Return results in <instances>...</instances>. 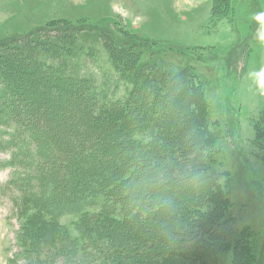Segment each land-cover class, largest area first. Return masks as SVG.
Instances as JSON below:
<instances>
[{"label":"trees","instance_id":"16d2710c","mask_svg":"<svg viewBox=\"0 0 264 264\" xmlns=\"http://www.w3.org/2000/svg\"><path fill=\"white\" fill-rule=\"evenodd\" d=\"M120 33L123 39L114 37L126 44L103 42L112 68L91 90V101L82 97L89 102V119L79 125L82 137L78 133L81 140L72 147L58 140L60 132L42 135L35 122L22 119L25 103L15 97L27 90L16 82L25 78L13 63L26 66L35 59L36 69L53 77L52 85L91 86L92 77L73 61L79 54L93 55L80 44L88 35L75 26H57L0 47V84L5 86L0 101L6 100L0 102V125L8 129L6 149L11 148L2 165L11 168L9 179L0 189L17 195L13 201L21 216L33 212L20 230L29 264H209L210 255L232 242L227 198L211 205L214 216L193 218V205L198 209L204 197L222 194V173L212 160L215 133L206 120L198 74L189 65L175 70L156 54L147 59L143 48ZM11 53L14 61H3ZM13 70L12 77L3 76ZM123 85L124 96L115 98ZM37 107L29 104L30 110ZM98 108L102 111L96 113ZM154 132L161 138L143 150L139 137ZM24 146L31 156L21 150ZM98 206L100 214L89 212ZM70 214L82 216L77 236L59 223Z\"/></svg>","mask_w":264,"mask_h":264},{"label":"rangeland","instance_id":"374dc122","mask_svg":"<svg viewBox=\"0 0 264 264\" xmlns=\"http://www.w3.org/2000/svg\"><path fill=\"white\" fill-rule=\"evenodd\" d=\"M57 26H75L88 35L80 44L84 53L93 55L79 54L81 57L73 61L92 77V85H52L53 77L47 78L36 69L35 59L26 66L14 62V70L25 78L16 82L27 90L15 97L25 103L21 108L27 112H22V119L35 122L42 135L46 130L50 134L60 132L58 140L71 147L76 139L80 141L79 125L89 119V102L82 97L91 101V90L108 78L112 64L103 42L111 46L126 44L114 37L123 39L122 31L143 48L147 59L156 54L175 70L189 65L198 74L208 107L206 120L215 133L213 166L222 173V194L204 197L198 209L193 205L192 211H197L192 212L193 218L214 216L211 205L227 198L226 215L231 216L229 225L233 228L232 242L209 254L208 263L264 264V0H0V47L11 38ZM3 58L14 61V54ZM14 70L3 76L12 77ZM3 86L0 84V90ZM16 89L10 90L15 94ZM125 89L121 86L114 97L124 96ZM112 90L113 86L108 88ZM2 91L5 89L0 96L4 95ZM3 98L1 101H6ZM29 104L38 105V110H30ZM7 131L0 125L1 185L8 181L11 171L2 167L4 159L11 156V148L6 149ZM139 138L142 140L138 144L147 151L151 141L161 137L154 132ZM27 146L21 150L31 156L33 151ZM192 150L186 149L188 153ZM61 157L65 159V155ZM26 170L35 176L24 167L23 172ZM16 196L11 189H0V264L30 263L29 255L22 253L20 230L33 212L21 216L13 201ZM101 210V206L89 208L94 214ZM81 217L66 215L59 223L77 236L75 227ZM215 239L212 236L213 242Z\"/></svg>","mask_w":264,"mask_h":264}]
</instances>
